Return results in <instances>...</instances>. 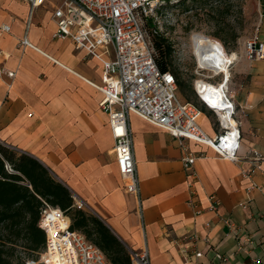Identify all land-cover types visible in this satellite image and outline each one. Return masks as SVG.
I'll return each mask as SVG.
<instances>
[{
  "label": "crops",
  "instance_id": "0c3cea01",
  "mask_svg": "<svg viewBox=\"0 0 264 264\" xmlns=\"http://www.w3.org/2000/svg\"><path fill=\"white\" fill-rule=\"evenodd\" d=\"M230 1L217 14L207 13V4L204 20L211 23L206 35L238 56L229 87L241 122V160H224L211 147L176 138L132 114L140 224L136 200L122 185L102 94L88 82H102L101 63L72 41L54 37L52 15L59 0L33 12L26 0H0V26L11 27L0 34V66L16 73L0 75V139L38 157L127 247L140 248L144 237L152 264H264V157L255 155H264V60L250 61L244 53L259 23L264 43V14L257 15L253 0ZM259 12H264L261 0ZM25 36L37 49L20 45ZM199 110L204 130L215 136L216 115L203 103ZM190 153L197 159L186 169ZM240 239L253 241L249 252L238 249Z\"/></svg>",
  "mask_w": 264,
  "mask_h": 264
},
{
  "label": "built area",
  "instance_id": "2783aa9c",
  "mask_svg": "<svg viewBox=\"0 0 264 264\" xmlns=\"http://www.w3.org/2000/svg\"><path fill=\"white\" fill-rule=\"evenodd\" d=\"M26 1L31 4L33 12L48 0ZM178 1L180 0H59L52 15L56 23L54 37L72 41L77 50L84 51L102 65V82L96 84L87 81L102 94L100 107L108 116L122 185L125 192L136 200L140 224H143L144 215L130 123L132 114L166 130L176 138L193 140L211 147L224 160H241V122L229 87L230 68L238 56L229 65V74L225 73L220 83L207 80L208 77L217 75L214 72L211 76L202 74V78L195 82L199 99L216 115L219 132L215 136L204 130L199 108L192 102L180 100L175 74L172 71H162L156 63L152 38H169L168 27L178 22L174 16L175 9L171 11L165 8L167 12L160 9ZM260 14L262 17L264 12ZM10 30V25L0 26V34ZM260 30L261 23L244 44L245 57L250 61L264 60V43L260 40ZM20 45L37 49L27 36ZM227 53L229 54L228 51ZM198 67L200 72L211 70L199 63ZM1 74L11 78L16 76L14 71H7L0 66ZM199 80L204 82L201 87L198 85ZM207 94L218 97L219 102L213 103L206 97ZM255 155L261 160L264 157L258 151H255ZM196 159L191 153L184 157L186 169H192ZM211 198L214 202L211 208L215 210L218 201L216 196ZM44 203L38 225L46 233V247L39 259H27L26 264H113L104 251L83 233L71 229V220L67 221L70 218L61 208L46 201ZM142 241V246L138 249L128 247L131 264H152L144 237ZM248 243L252 244L253 241L240 239L238 249L249 252ZM196 256H202V252L196 253Z\"/></svg>",
  "mask_w": 264,
  "mask_h": 264
},
{
  "label": "trees",
  "instance_id": "16d2710c",
  "mask_svg": "<svg viewBox=\"0 0 264 264\" xmlns=\"http://www.w3.org/2000/svg\"><path fill=\"white\" fill-rule=\"evenodd\" d=\"M155 60L162 71H172L179 91L198 108L192 82L173 66L175 49L169 38H152ZM61 208L71 220V229L83 233L113 264H131L128 247L97 215L76 203L71 189L53 171L29 152L0 142V264H26L20 246L37 260L46 247V233L39 227L45 203Z\"/></svg>",
  "mask_w": 264,
  "mask_h": 264
},
{
  "label": "rangeland",
  "instance_id": "374dc122",
  "mask_svg": "<svg viewBox=\"0 0 264 264\" xmlns=\"http://www.w3.org/2000/svg\"><path fill=\"white\" fill-rule=\"evenodd\" d=\"M253 1H254V4L258 7L257 15L260 16V12H259L260 0H253ZM261 1L262 3L264 2V0H261ZM215 2H219V3L216 5L214 4ZM230 2H231L230 0H180L174 5H169V6L163 7V9L162 8L160 9L165 12H167L165 8L166 9L169 8V10L171 11L173 9L176 10L175 12L176 14L174 16L176 19H178V22L176 25L168 27V31L170 32L169 39L173 43V47L175 49V54L173 58L174 59L173 66L177 72H182V75L186 81L193 83L194 88H195L196 80L202 78V74L206 76H211L213 75V71L205 70L204 72L202 71L200 72L199 67H198L197 58L195 54L193 53L192 37L195 33H202L206 35L205 32L209 30L211 27V23L210 25H208L206 20H204L207 18L205 14L206 13L205 7L207 6V4L209 5L207 13L214 12L215 14H217L218 10L223 11L227 9V7L231 6L232 4H229ZM228 11L236 12L237 10L233 8L231 9L228 8ZM40 13H41V10L37 11L35 13V16L38 17ZM211 15L215 16L214 14H211ZM228 16L229 17L235 16L234 17L235 20H237L238 18V15H235V14L234 15L229 14ZM221 17H222V14L220 18ZM239 18L240 19H238L237 21L244 20L242 16H239ZM198 73L201 75H199ZM224 76H225V73L220 72L219 74L213 77H208L207 80H210L213 83H220L223 80ZM190 95L192 96L193 101H196L197 104L202 106L201 100L199 99L198 95L197 97L193 93H190ZM179 98L182 101H188L187 99L184 98V96L181 94L180 91H179ZM0 142L5 144V141L1 139H0ZM76 200L79 206H82L87 211H91L88 207H86L83 201H81L80 199H76ZM130 205H131V201H130ZM128 210L130 214H132L134 211L133 207H129ZM135 212L136 211H134V213ZM125 214L127 215V213ZM136 218L138 217L136 216ZM20 249L22 251V255L25 258L30 259L28 257V251L26 250V248H24V246H20ZM40 257L41 255H39V258Z\"/></svg>",
  "mask_w": 264,
  "mask_h": 264
},
{
  "label": "bare ground",
  "instance_id": "6f19581e",
  "mask_svg": "<svg viewBox=\"0 0 264 264\" xmlns=\"http://www.w3.org/2000/svg\"><path fill=\"white\" fill-rule=\"evenodd\" d=\"M193 41V53L195 54L200 66L208 67L213 70L214 73L220 72L229 74V65L236 58V54H228L224 45L217 39L207 36L202 33H195L192 37ZM38 50L42 51L38 48ZM43 52V51H42ZM46 54L45 52H43ZM63 66L67 65L62 64ZM204 82L198 81V85L201 87ZM213 103L219 102L218 97H212L209 94L206 96ZM70 219H67L69 222ZM113 225L120 228L119 222L112 221Z\"/></svg>",
  "mask_w": 264,
  "mask_h": 264
}]
</instances>
